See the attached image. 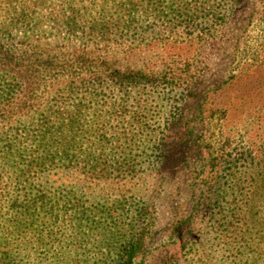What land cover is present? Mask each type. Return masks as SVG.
Wrapping results in <instances>:
<instances>
[{
    "label": "rangeland",
    "instance_id": "374dc122",
    "mask_svg": "<svg viewBox=\"0 0 264 264\" xmlns=\"http://www.w3.org/2000/svg\"><path fill=\"white\" fill-rule=\"evenodd\" d=\"M2 45L89 61L55 72L59 88L36 94L32 119L0 122V264H119L132 244L123 264H264V185L258 196L250 185L264 167L255 174L247 157L264 158V0H0ZM163 74L178 84L146 82ZM21 83L0 72V106ZM200 97L215 113L208 133L186 117L195 140L166 173L157 140ZM48 109L65 124L51 132L58 146L31 132Z\"/></svg>",
    "mask_w": 264,
    "mask_h": 264
},
{
    "label": "trees",
    "instance_id": "16d2710c",
    "mask_svg": "<svg viewBox=\"0 0 264 264\" xmlns=\"http://www.w3.org/2000/svg\"><path fill=\"white\" fill-rule=\"evenodd\" d=\"M45 47L46 48L39 46V48L31 50L29 55L18 50L17 55H15L9 50L4 49L5 46H0V72L14 73V75L22 81L21 86H18L17 88V91L21 96H17V98L13 100H6L5 104L0 106V122L4 120H11L15 116H18L19 118L32 119V115L35 114L38 110H31V108H29L28 106L32 101L35 100L36 94L43 92V89L45 90L48 86L55 89L59 88L58 85L60 79L54 78L55 72H57L59 75L61 74V76H71L74 74V68L76 66L79 65L80 67H82L85 62L89 61L88 59L85 60L83 56L73 58L69 57V59L66 60L63 64L57 65L55 61L60 59L59 57L54 59V55H51L54 49L49 48L48 46ZM106 69L109 70L108 68ZM198 73L200 74V76H197ZM203 73V69H201L199 72H197L193 79H187L186 81L189 82L188 88L193 89L194 85H196L197 83H202L199 82V77H203L201 75ZM154 75L155 74L151 72L149 75L143 76L146 78H152ZM51 81L54 82L50 84ZM146 82L151 86V88L156 89L159 87L161 88L165 84H168L170 82H173L174 85L178 84V81L174 82L172 78H167L166 74L158 76L151 81L147 79ZM180 85L181 84L179 83L178 86ZM58 91L56 90V92ZM60 113L61 110H44V112L42 113L43 119L39 120L38 123L33 124V129H31L32 127L30 128L31 132L33 131L34 135L35 132H39V136L42 138L43 136L50 135L52 130H56V132H58L59 130H65V124H63L60 120H56V122L52 124L54 122L52 121V118H56V114ZM171 114L172 115L170 116V122L166 124V126L164 127V131L161 132V136L158 138L154 149L156 160H159L160 162L159 169H165L166 173L172 171L174 172V169L178 165H181L183 167V164L185 162L184 156L186 152L189 151V148L192 145L193 138L195 140L196 133H194V131L192 132L191 130L188 131V126H184V120L186 119V117L192 116L194 119H196L197 124L201 125V130L199 132L201 133L200 135H202L205 132L208 133L206 126L210 122V118H213L211 116L215 113L208 114L207 109L205 108L204 98L200 97V100L199 98H195L192 107L189 108V106H184L183 108H180L175 114L174 112H172ZM56 119H59V117H57ZM30 136H32V134H30ZM181 137L183 138L181 139ZM43 138L47 139L46 137ZM48 139L49 140L47 141V144L54 143L58 146L61 143L58 135L51 134ZM167 139L169 140V145H172L171 147L164 146V141ZM177 140H179V142H176ZM30 141L32 142L31 138ZM6 147L7 150L10 149L9 146ZM179 147H181L180 151L178 150ZM176 151L180 152V155L177 159L173 156ZM247 157H250L251 168H253V170H255V174H257V171L264 167V164H262V162H264V158L257 162L255 161L256 159L253 156L248 154ZM135 173H137V171H135ZM259 175H261V173ZM257 181L258 180L254 175L250 178V185L255 189V191L253 192L254 196H258L260 194V191H258L257 189L263 187L264 185L263 182L258 183ZM209 193L207 194V197H205V199L207 200L212 199L210 189ZM149 207L150 206H147V208H145V211ZM188 209H190L188 215L183 216V227H187L189 232H191L192 230L194 232L198 228V225H200L203 221H190L192 215L191 211H193L194 213L195 207L190 205L188 206ZM182 212L186 214V210ZM149 213L150 212H148V210L146 212H143L138 216V220L143 217L146 221V219H148ZM230 223H232V221L229 222L231 228L240 229V231L242 232L248 231L247 221H243L242 223V221L237 220L236 222H234V224L236 225ZM244 226H246L245 229ZM141 229V232L137 233L139 235H144L147 230L145 228ZM132 246L134 245L132 244L129 248H126L127 250L125 251V253L120 255L119 264L125 263L126 260L129 262L132 261L131 259L134 254Z\"/></svg>",
    "mask_w": 264,
    "mask_h": 264
}]
</instances>
